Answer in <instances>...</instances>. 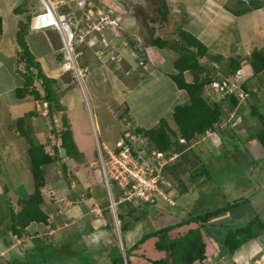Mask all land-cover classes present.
<instances>
[{
    "label": "rangeland",
    "instance_id": "rangeland-1",
    "mask_svg": "<svg viewBox=\"0 0 264 264\" xmlns=\"http://www.w3.org/2000/svg\"><path fill=\"white\" fill-rule=\"evenodd\" d=\"M28 1L29 0H0V10L2 11V15L8 20L7 31L9 30V26H11V19L15 17V7L20 8L16 10L18 17L20 16L22 19L25 18L30 7L33 6L32 3L29 4ZM32 1L35 2V0ZM119 1L121 4L122 2L128 4L127 7L123 4L126 14L130 15L128 16L130 19L134 17L132 20L135 21L134 24H136V26L139 27V30H141L140 32L144 35L143 37H148V28L154 27L156 32L155 35L163 36L169 42H173L179 39L177 32H175L178 29V25H184L181 27L188 31L190 29L189 25H186L184 21V19H189V0H184V2H187V6L184 7H178V5L174 4L175 2L173 0H154L155 2L152 0ZM162 1L164 2V5H166V11L168 10V19L166 20V23L159 21L160 17L159 12L157 11V7L160 4L163 5ZM196 1L200 3L203 0ZM204 1H206V3H214L224 0ZM227 2L229 4H233V2L237 3L236 0H227ZM109 4L113 3L109 1ZM204 4L201 3L200 7H196L195 9H202L201 11H203V8L206 7ZM117 5H120V3ZM138 7H141L142 9L140 10V16H137L136 18L135 9ZM127 11L134 12L130 14V12L128 13ZM143 16L148 23L147 25L142 23ZM222 20H224V18ZM263 20L264 10H261L257 13H252L251 19L247 22V24H252V32L254 35H258L256 37L261 44L264 43ZM200 25L201 24H198L197 26L200 27ZM235 25L236 23H233L232 26L230 25L223 30H220L219 34H217L216 41H207L206 43L209 51L213 53L220 52L227 58L231 51L229 46L231 37L230 31L232 28V31L234 32ZM121 26L120 23L116 29H119ZM214 26L217 27L218 25ZM10 31H12V29H10ZM77 31L78 33L82 32L84 34V31ZM190 32H192L191 29ZM135 33L136 34L134 35L129 34L128 37H135L138 42L136 41L137 43L134 45L129 43V45H127L128 50L126 51H106V49H104V51L94 52L88 48L86 42L92 36L94 41L97 38V40H99L100 35L94 32L84 37L85 40L81 45L83 48L86 47L87 50H85L83 55L79 57L78 61L80 65H86L87 62L99 67L100 70H98L97 66L94 68L98 70V72L100 71L98 78L103 79L104 83L102 86L103 89L99 88L98 90H95L99 94L98 99L94 97V92L90 90L92 85L87 81V79L96 72V70L91 71L92 67H90L88 73L82 78V84L77 78H71L73 80L71 82L72 86L69 91H67L70 87L69 82L64 83L63 76H59L60 70H58L59 73H54L52 71L48 73L46 67L40 65L41 68L43 67V72L47 76L56 74L55 77L59 81H57V84H54L53 87L54 91L58 94V101L61 104H63V97L65 95L67 96L69 92L72 95H75V92L77 91V94H79L78 97L81 101L77 100V102L81 105L83 113H78L74 118L72 115L73 113H67L70 117L68 115L66 116L68 121L70 120L71 126L73 125L75 129L74 133H76V139L78 141L77 143L74 138L76 145L86 154L83 162L77 163L73 161L71 157L65 155V150L60 146V140L58 139L59 136L57 135H59L58 133L63 129L61 117L64 114V111L58 109L56 107L57 105H54L51 108L43 106L42 101L37 102V100H34L31 95H28V99H25L22 103L18 102L12 104V106H16L15 108H17L18 105H24L25 109L23 110L25 111L27 109H35L37 111L38 114L36 116L27 118L31 131H33L36 126L42 129L41 131L32 134L34 141L36 143H42L45 150L50 154H52L53 145H55L54 150H57L59 153L60 160L55 161L46 167V184L41 188L44 197L43 208L49 213L48 224L50 223L51 228L57 230L52 232L51 235H43V238H41L40 241L35 242L32 239L27 238V235H24L21 238L13 237V247L11 248H7L1 240L0 256L3 258H0V264H4L7 261H15V258L25 260L24 256L25 251L28 250V243V247L31 248L44 241H51L52 243H56L57 246H62V244L64 245V240L66 238H70L69 242L73 247L83 250L78 259L74 257V259L71 258L74 260L71 264H108L110 262L109 254L111 251L112 255L114 254L117 245L119 246L120 252L125 250L123 239L126 246H131L144 232L176 224L188 218L189 213H201L205 210L222 207L225 204L235 203L237 205L233 209L210 218L206 224L202 225L206 227H204L205 229L203 230L205 231V234H207L206 249L208 252V257L203 264H215L214 261L217 258L219 263L228 262L226 253L227 247L223 244L222 239L223 233L228 229L230 230L234 228V230L237 231L240 226H248L247 220L249 219L254 222H257L258 220L264 222V151L258 142L255 147L247 144V139H249L255 131H259L261 126L255 117H250L248 115L249 107L247 104L244 109L245 112L247 111L245 117L233 119V115H222L220 122L216 124V127L214 128L216 129L214 130V133L198 135L189 142L190 149L187 154L188 160H183V165L188 169L189 158H193V154L199 155L206 164V168L210 174V178H207V181L205 182L206 184L208 183V189L206 188L204 191L203 185L199 186V183L196 181L191 182L188 178V173L181 170L178 172V176L188 187L191 188V191L190 193L178 197L176 201L177 206L168 207L163 204L160 206L161 208H153V206L149 208L143 207V210L145 211L126 216V222H130L131 224L130 228L124 235H121L119 229L120 223L115 220L111 210L109 211L110 215H112V225L110 227L105 226V220H100L102 218V211L100 210L99 202H104L107 199L109 203L112 201L109 193L110 190L106 185L105 173L102 168V159L104 161L106 160L105 162H109L114 158L108 167L112 168L111 174L118 175L120 172L118 168L119 164L118 161H114L118 156L114 155V150H116L117 147L116 141L124 138L123 133L125 127L128 123L129 125H132V127H153L158 124L160 117H164L168 124L175 129L176 125L172 119L173 106L176 103L181 104L186 101L184 92L182 90L178 92L173 80H171L168 75L169 73L174 72L172 62L178 57V53L168 47L166 50L159 51L151 46H147L146 48L148 49L146 50L144 38H142V36L137 37V35H139L137 31H135ZM215 33L216 32H212V34L210 33L209 35L213 36ZM110 37H114V35L111 34ZM16 38L19 39L18 34H16ZM38 44L41 45L42 43L40 44V42H38ZM77 50L78 49L75 48V51ZM30 52L33 60L38 62L40 60L38 58V51L32 50ZM0 56H3L6 59L9 58L8 54H2ZM140 61H144V64H140ZM199 61L201 63H206L207 61L209 63L214 62L213 60H208L206 58H199ZM39 62L40 64L42 63L41 60ZM224 62L226 63V59H223L221 63L217 64L215 72L209 71V73H216L218 69L222 70L223 64H225ZM103 64H107V67L110 66L109 68H111V70L108 71ZM3 71L4 72H0V90H3V95L1 94L0 99H4L8 102L15 98V89L13 85L16 83L15 86H21L24 78L22 73L18 72L15 74V71L11 70L10 66L3 69ZM261 72H258L257 75ZM59 77H61V80ZM155 77H157L156 80ZM190 78L191 77H189V79ZM262 79H264V77ZM150 80L154 85H150ZM38 83L39 81L36 82V84ZM256 86L258 87H253V89L256 91L257 96L264 97V87L257 84ZM85 88L86 91L84 90ZM65 91L67 92L64 93ZM207 91L208 89L205 88L203 96L210 104L217 103L221 98V96L218 98L212 95L210 96ZM63 94L65 95L62 96ZM223 105H226L227 107L229 106L226 101L223 102ZM259 107L260 111H262L263 108L261 106ZM23 114L24 113H20L18 116ZM10 122H12V120H10ZM51 129H54V132L51 131ZM220 129L227 131L218 134L217 130ZM11 130L12 136H7V130H4V132L2 131L0 134L1 139L7 140L14 138V140L20 141L21 138L16 137L14 128ZM8 132L10 131L8 130ZM87 134L88 138H82V136ZM255 140L256 139L253 138V141ZM99 146L101 147V150ZM104 146L106 149H104ZM109 153L110 157L113 155L112 158H108ZM23 155L24 151H19L18 157H22ZM0 156V177L3 179L2 181H4L3 175L6 174L4 176H11V180L13 179V182L15 183L18 177L16 176V171H20L22 177L28 176V178L23 179L26 181L25 185L19 184L20 186L15 192L20 196H26L32 187L28 155H25L26 159H23L25 161L19 160L17 161L18 163L7 161L8 157L5 156V153L3 152H0ZM165 159H170L167 162L171 163H175L178 160L174 159L173 154H168ZM251 161L255 164L257 163V166L254 167V169L252 168V170H249ZM19 163L22 164V166H20ZM62 163L66 165V172L62 171ZM239 164H243L245 167L243 166V168H241L238 166ZM116 167L118 168L117 171L115 170ZM4 171L6 173H3ZM161 173L164 179L165 177L167 179H165L164 184L168 185V188H170V186L173 187L168 195L172 192L177 194L175 189H178V185H180L177 178L173 177L171 174L165 175L162 170ZM220 176H228V178L225 179L222 177V180ZM220 180L221 185H219ZM10 183L9 186L12 189L14 184L11 181ZM247 183H250L251 187H253L254 184L256 191L252 188L253 194L232 192L233 186L244 188ZM111 184L112 196L116 198L118 190L115 187L114 182ZM11 191L12 190H10L7 195L10 196L9 198L12 204L17 208V196ZM73 192H76L75 195H77L74 200L70 198ZM238 197L239 200L242 197L241 201L235 200L238 199ZM157 201L158 200H156V202ZM157 203H159V201ZM134 204L137 205L138 203ZM174 204L173 201V205ZM138 214L141 215L139 218L138 216H134ZM87 223H90L91 226L94 227V232L89 235L84 232ZM200 223L202 222H199L198 224ZM208 224H214L216 226H210ZM257 226V223H254L250 227L254 229V227L257 228ZM77 228L80 235L79 237H73L72 235ZM187 229V224L177 226V228L170 231V234L175 236L177 233L186 232ZM240 233L243 235L242 232ZM237 238H240L239 232ZM255 243L254 239H251L248 242H243L241 250L245 247L248 251H254V249H256ZM85 245L90 247V249L82 248ZM141 250L142 249H136L130 252L131 257L135 261L141 258L144 259L143 257L140 258ZM154 253V255L152 253H150V255L155 257L158 254H161ZM66 257L69 258V256ZM219 257L223 260H219ZM59 264H66V260H61Z\"/></svg>",
    "mask_w": 264,
    "mask_h": 264
},
{
    "label": "trees",
    "instance_id": "trees-1",
    "mask_svg": "<svg viewBox=\"0 0 264 264\" xmlns=\"http://www.w3.org/2000/svg\"><path fill=\"white\" fill-rule=\"evenodd\" d=\"M152 1L155 2L154 0ZM236 1L239 8L232 10V13L235 15L245 14L263 6V2L260 0ZM112 7L117 9L116 5H112ZM165 7L166 5H164V2L163 5L160 4L157 7L160 17L159 21H162V23H166V20L168 19V10L166 11ZM141 9V7L135 9L136 18L137 16H140ZM142 23L145 25L148 24L144 16ZM181 26L183 25H178V29L175 31L177 32L179 39L173 42H169L167 39L155 35L154 27L148 28V37H143L144 35L140 32L141 30H139V27L137 26L139 30V35H137V37L142 36V38H144L145 49L147 46H151L161 51L168 47L178 53V57L172 62L174 72L168 74L176 87L179 90H182L186 96V101L181 104L176 103L172 109V119L175 122L176 128H172L164 117L159 118V122L156 126L134 127L136 133L140 137L147 138L149 148L157 150L165 156L168 154H176L174 159L178 160L175 163L167 162L162 167V171L165 175L171 174L173 177H176L180 183L178 189H175L177 194L172 192L168 195L175 204L168 203V201H165L162 198L157 199L159 203H157L158 201H155L154 203L143 201L135 205L133 202L126 200L118 202L117 217L120 221L121 235H124L130 228L131 223L126 222V216L145 211L143 210V207L149 208L153 206V208H158L163 204L168 207L175 206L180 195L190 193L191 188L188 187L178 176L179 171L182 170L183 172H187L188 178L191 182L196 181L199 183V186H204L203 189H208V183L206 184L205 182L207 181V178H210V174L206 168V164L199 155L193 154V158H189L188 169L183 165V160H188L187 154L190 149L189 142L194 137L204 134L207 129L216 127V124L220 122L222 116L221 102L226 101L230 108H234L237 106L238 100L240 99L236 92H229L227 96H221L217 103L214 104H210L207 99H205L203 96L205 85L213 79L220 80L223 77L234 74L241 66V58L227 57L226 63H222V70L218 69L219 71L217 70L216 73H209V71L215 72L216 66L214 63H209L208 61L206 63H201L199 58L211 59L218 64L222 62L224 57L218 53H210L207 46L196 35ZM26 31L27 25L26 23H22L18 32L19 39L17 38L18 44L21 48L18 59L19 63L22 62L24 64L25 70L21 71L24 79L22 85L15 88V97L17 99H23L26 95H31L34 100H37V102H45L49 108L57 105L56 107L63 111V108L65 109V107L58 101V94L54 91L53 87L59 80H57L56 77L47 76L41 70L39 63L33 60L32 54L24 40ZM133 43L134 41H132L131 44ZM76 48L78 49L79 47L76 46ZM263 48L264 47L253 49L249 57V66L255 74L264 70ZM140 64L143 65L144 61H140ZM189 77L191 78L189 79ZM60 78L61 77H59V79ZM62 78L64 79V77ZM71 78L73 77H69L70 86H72ZM37 81H39L38 84H36ZM239 87L246 94L243 99L247 98V103L251 109L250 114L253 117H256L261 123V129L254 134L264 150V113L260 111V99L255 90H250V85H248L246 81L239 83ZM69 89L70 87L67 91ZM37 114L38 113L35 109L29 110L15 120V129L18 132L19 137L26 140L28 144L27 154L30 163L32 187L26 196L17 199V208L7 196V185H4L3 187V192L0 194V197H3L0 198V238L4 240L3 242L5 244L9 243L13 237L21 238L24 235H30L27 231V227L31 223L48 224L49 213L43 208L44 197L41 188L46 184V167L55 161H59L60 157L58 151L54 150L55 145H53V152L50 154L45 150L42 143H36L34 141L31 134L32 131L29 128V125L26 124V119L36 116ZM61 120L63 129H61L60 133H58L59 135H57L59 136L58 139L60 140V146L65 150V155L81 162L83 160V153L76 145L66 114L62 115ZM128 126L129 127H126L124 130L132 128V125ZM51 131L54 132V129H51ZM117 150L118 149L116 148L115 151ZM149 151L150 149L148 152ZM61 168L63 172H66V165L64 163L61 164ZM165 179L163 177V180L159 181V185L169 194L173 187L170 186V188H168V185L164 184ZM115 187L118 190L116 197L118 198L122 190L119 189L117 185H115ZM75 194L76 192H73L70 196L72 200L77 196ZM241 199L239 200L238 198L235 200L241 201ZM109 204L110 203L106 201L105 206H99L102 211V218L100 220L106 221V227L112 225V215L109 213ZM236 205L237 204L235 203H230L215 209L205 210L201 213H189L188 218L176 224L144 232L131 246H126L123 239L126 256L123 257L122 252L119 251V246L117 245L114 254L112 255V251L109 254L110 262L108 264H203L208 257V252L206 249L207 234H205V231L203 230L206 227L202 225L206 224L210 218L225 211H229ZM134 216H138L139 218L141 215L138 214ZM199 222L202 223L198 224ZM254 223H257L258 226L253 229L250 226ZM184 224L188 225L186 232L177 233L175 236L170 234L172 229ZM247 224V227L240 226L237 231L233 228L230 230L228 229L223 233L222 239L223 244L227 247V258H230L243 242L256 238L264 232V222L261 220L254 222L249 219L247 220ZM208 225L216 226L214 224ZM93 228L94 227H92L90 223H87L84 232L89 235L94 232ZM238 232L240 234L239 239L237 238ZM240 232H242L243 235H241ZM77 235H80L79 232ZM69 240L70 238H66L64 240V245L62 244V246H57L56 243H52L51 241L41 242L39 245L25 251V260L15 258V261H7V264H59L63 259L66 260V264H71L74 261V258L78 259L83 250L73 247ZM82 248L90 249V247L86 245ZM136 249H142L140 258L143 257L144 259L141 258L135 261L131 257L130 252ZM154 252L161 254L153 257L150 253L154 255ZM66 256H69V258ZM219 260L223 259L219 257ZM221 263L218 261L217 264ZM231 264H233V262Z\"/></svg>",
    "mask_w": 264,
    "mask_h": 264
},
{
    "label": "crops",
    "instance_id": "crops-1",
    "mask_svg": "<svg viewBox=\"0 0 264 264\" xmlns=\"http://www.w3.org/2000/svg\"><path fill=\"white\" fill-rule=\"evenodd\" d=\"M103 1L107 4H109V1H110L113 3V4H109L110 6L116 5L118 7H121L120 10L123 9L121 11V13H122L121 25L122 26H121L120 30L117 32L116 36L110 37L109 46H107L105 49H106V51H126V50H128L127 45H129V43H132L133 40H135L133 45L138 42V40L135 39V37L134 38L128 37L129 34H132V35L136 34L135 31H137L139 33L138 27L136 26V24H134L135 21L132 20V19H134V17L131 19L128 17L130 15L126 14V10L124 9V6H123L124 3L123 2L121 4V2L119 0H103ZM173 1L175 2L174 4L178 5V7L187 6V2H184V0H173ZM260 1L263 2V6H261L260 8L252 10V11L247 12L245 14L235 15L234 13H232V10L239 8L238 3H236V2H233V4H229L227 2V0H224V1H217L214 3H206V1L203 0L200 3H198L196 0H189V19H184L186 25L188 24L189 28L192 30V33L194 35H196L207 46V48H208V45L206 43L207 41L208 42L216 41L217 34H219L220 30H223L225 27H228L230 25L232 26L233 23L234 24L236 23V25H235L236 27L234 28V32L232 31V28L230 31L231 37H230V45L229 46H230L231 51H230V55H228V57L230 56V57L241 58V62H240L241 66L239 69L240 74H241L240 80L243 82L246 81L248 83V85H250V88H251L250 90H254L253 87H258V86H256V84L264 87V79H262L264 77V73H263L264 70H262V72L259 73V75L253 74V70L250 68L249 63H248L251 51L255 48L259 49V48L264 47L263 46L264 43L261 44V42L257 40L256 36H258V35L253 34L252 24L251 23L247 24V22L251 19L252 13H257L261 10H264V0H260ZM28 2H29V4L32 3L33 6L30 7L29 12H27L24 19H22L20 16L18 17V15L16 13V10L20 9V8L15 7V9H14L15 13L12 11L14 13L15 17H13L11 19V21H10L11 26H9L8 31H7V28H8L7 21L8 20L2 15V11L0 10V23H1L0 24V55L8 54V57H9L8 59H6L3 56H0V72H4L3 69H5L9 66H10L11 70L15 71V74H17L18 72L21 73V71L25 70L24 64L22 62L19 63L18 58H19V51H21V48L18 44L16 34H18V32H19L20 25H22V23H26L27 31L25 33V39L24 40H25L30 51H32V50L38 51V53H39L38 58L42 62L40 64V62H39L40 60H39L38 61L39 65L46 67L48 73L50 71H52L54 73H59L58 70H60L59 76H63L64 77V79H63L64 83H68L70 81L69 77H72V76H70L69 75L70 73H68V72L67 73L62 72L60 69V53L59 52H60L61 45H62L61 35H60L58 30L53 29V28H47V29H42V30L30 29L29 28V18L33 13L41 10V5L38 2V0H35V2L32 0H29ZM118 3H120V5H117ZM201 3H203V4L205 3L204 5H206V7L203 8V11H201L202 9L201 10L195 9L196 7H200ZM124 5L127 7L128 4H124ZM127 12L132 13V11H127ZM223 18H224V20H222ZM198 24H201L200 27L197 26ZM214 25H218V26L216 27ZM10 29H12V31H10ZM190 29H189V31H190ZM212 32H216V33L213 36H210L209 34L210 33L212 34ZM161 37H163V36H161ZM136 40H137V42H136ZM117 41H119V42H117ZM38 42H40V44L41 43L42 44L39 45ZM37 44H38V46H37ZM81 44H83V42L78 44L77 47H79L78 50L81 51V55H83L84 51L87 50V48L86 47L83 48V46H81ZM100 46L104 48V46H102V45H100ZM120 46H121V48H120ZM166 48H164L163 50H166ZM208 51H209V49H208ZM209 52L213 53L211 51H209ZM218 54H221L224 57V59H227L222 53L218 52ZM9 59H10V63H9ZM83 63H84V61H83ZM88 65L91 67L90 63H88ZM103 65L106 67V69H108V71L111 70V68H109L110 66L107 67L108 66L107 64H103ZM214 65L217 66V63H214ZM95 66H97V65H92L91 71L96 70ZM43 67L41 68V66H40L42 71H43ZM98 70H100L99 67H98ZM98 70H96L95 74L91 75V77L87 79L88 83L92 85V88L90 90L92 92H94V97L97 99L99 97V94L95 90L96 89L98 90L99 88L103 89L102 86L104 83L103 79L98 78V74L100 72V71L98 72ZM221 74H222V72H221ZM55 75L56 74H54V75L52 74L49 76L55 77ZM253 77H256V78H253ZM156 78L157 77H155V80H156ZM159 80H160V78H159ZM71 81H73V80H71ZM15 85H16V83H15ZM15 85H13L14 89H15V87L19 86V85L18 86H15ZM150 85H154V83H152L151 80H150ZM174 85H175V83H174ZM70 88H71V86H70ZM153 89H154V86H153ZM84 90L86 91V88ZM179 91H181V90L178 89V92ZM66 92L67 91H65L64 93H66ZM2 93H3V90H0V96ZM64 95L65 94H63L62 96H64ZM78 95L79 94H77V91L75 92V95H72L69 92L67 94V96L65 95L63 97V101H62L63 102L62 105L65 106V108H66V113H68V114L73 113L72 114L73 118L76 117L78 113L79 114L83 113V109H82L81 105L79 104V102H77V100L81 101L80 98L78 97ZM258 98L260 99L259 105L263 108L262 111L264 113V97H259V95H258ZM25 99H28V95H26L25 98H23V99H17L15 97L8 102L5 101L4 99H0V134L2 131L4 132V130H7L6 131V134H8L7 136H12V134H11L12 130L11 129L14 128V131H15L14 133H16L15 134L16 137H19L18 132L15 129L16 128L15 127V120L18 117H20V116H18L20 113L25 114L29 109H27L25 111V110H23V109H25L24 105H21V106L18 105L17 108H15L16 106H12V104L18 103V102L22 103ZM221 103H222V115L223 116L228 115V114H229V116L233 115V119H239V118L245 117V114L247 113V111L246 112L244 111L246 104L249 107L248 115L250 117L252 116L250 114L251 109L247 103V98L239 99L237 106L234 108H229V106L228 107L226 105L224 106L223 102H221ZM68 116L70 117V115H68ZM10 120H12V122H10ZM27 120L28 119H26V124L29 125V123H28L29 121H27ZM13 121H14V123H13ZM260 126H261V123H260ZM71 127H73V125ZM8 130L10 132H8ZM41 130L42 129H40V128H38V126H36V128L33 129L31 134H34L35 132H39ZM72 130H73V134H74L73 137L77 141L76 133H74V130H75L74 127ZM226 131L227 130L220 129V130H217V133L220 134V133H223ZM84 137L88 138V134L85 136H82V138H84ZM20 138H21L20 141H16V140H14V138L2 140L0 137V152L5 153V156L8 157L7 161H9V162L13 161V162L18 163L17 161H19V160L21 161L23 159H26L25 155H28V154H26L27 149H28V144H27L26 140H24L22 137H20ZM253 138H255L256 140L253 141ZM21 140H23V141H21ZM257 142L260 144V142L256 138L255 134H253L251 137H249V139H247V144H249V146H252V147H255ZM77 143H78V141H77ZM260 146H261V144H260ZM261 148H262V146H261ZM78 149H79V147H78ZM21 150L24 151V155L22 157H18L19 151H21ZM79 150L81 151V148ZM262 150H263V148H262ZM9 154L11 157L9 156ZM85 156H86V154L83 153V159L85 158ZM0 158H1V156H0ZM28 160H29V158H28ZM23 161H25V160H23ZM73 161H75L77 163H81L84 160L79 162V161H76L73 159ZM254 164L255 163H253L252 161L250 162L249 170H252V168L254 169V167L257 166V163L255 165ZM19 165L22 166V164H20V163H19ZM238 166L243 168L244 165L239 164ZM29 167H30V163H29ZM3 173H6V172L4 171ZM16 173H17L16 176H18V177H17V181L15 183L13 182V179L11 180V176L7 177V176H4V175H6V174H4L3 175L4 181H2L3 179L0 177V194H2V192H3L4 185H7V188H8L7 194L10 192V190H12L13 193L17 196V199L20 197H23V196L18 195V193H15V192L17 191V189L20 185H22V184L25 185L26 181L23 179L28 178V176L22 177V175L20 174V171H16ZM0 175H1V171H0ZM220 177L222 178L223 176H220ZM223 178L227 179L228 176H224ZM223 178H222V180H223ZM10 181L14 184L12 189L9 186L11 184ZM263 181H264V178H263ZM31 182H32V178H31ZM219 185H221V180L219 181ZM263 187H264V184H263ZM252 188L254 191H256V188H254V184H253V187H251L250 183H247L246 187H244V188H242V187L237 188V187L233 186L232 192L243 193V194H246V193L253 194ZM203 190L205 191V189H203ZM232 194H235V193H232ZM89 195L91 196L90 193H89ZM7 196L10 197L9 195H7ZM107 200H105L104 202H99V205L105 206V202ZM56 230L57 229L51 228L50 223L48 225L31 223L27 227V231L30 234V235H27L28 236L27 238L32 239L34 242L40 241V239L43 238L42 237L43 235H45V234L51 235L52 232H55ZM78 232H79L78 228L75 229V232L72 236L73 237H79V235H77ZM253 239L256 242L255 243L256 249H254V251H248L245 247L243 248V250H241L242 249L241 248L242 245H241L230 258H227L228 262H222L221 264H231L232 262L233 263H236V262L250 263L254 259H258L262 254H264V232L262 234H260L258 237L253 238ZM1 240L2 239L0 238V242H1ZM2 241H4V240H2ZM248 241H250V240H248ZM248 241H245V242H248ZM39 244H36L35 246H37ZM84 244H86V243H84ZM5 246L7 248L13 247L12 240L9 243L5 244ZM28 246H29V243L27 245V249H30L31 247H28ZM0 258H3V257L0 256ZM217 259L214 261L215 264L218 263ZM4 264H7V262H5ZM212 264H214V263H212Z\"/></svg>",
    "mask_w": 264,
    "mask_h": 264
},
{
    "label": "built area",
    "instance_id": "built-area-1",
    "mask_svg": "<svg viewBox=\"0 0 264 264\" xmlns=\"http://www.w3.org/2000/svg\"><path fill=\"white\" fill-rule=\"evenodd\" d=\"M38 2L41 10L30 16L31 28L39 30L52 27L59 31L62 40L59 52L60 69L63 72L70 71L81 82L82 77L88 73L89 67L79 64L81 51H75L76 46L85 40L86 35L96 32L100 35L99 43L93 40V36L87 40V43L92 46V51H103L100 45L108 46L111 34L115 36L117 33L116 28L122 18L121 7L117 6L115 9L103 0H38ZM77 30L84 31V34L78 33ZM239 77L240 74L237 72L231 77L210 81L206 86L208 95L219 97L225 92H236L239 98L245 97L246 94L239 87ZM43 106L47 104L44 102ZM128 125L126 127H129ZM207 133L210 134L208 131ZM123 134L124 138L116 141L118 150H114V155L119 158L114 160L119 164L118 175L111 174L112 168L108 167L114 159L113 155L110 157L109 153L108 158H112L109 162L102 159L106 185L112 199L109 208L117 221H119L117 204L123 200L133 203L143 201L154 203L158 198H162L173 203L168 193L159 185V181L163 180L162 167L170 159L166 160L163 153L149 148L147 138L140 137L134 127L126 129ZM99 148L101 150L100 146ZM118 168L116 167L115 170L117 171ZM112 182L122 190L118 198L112 196ZM233 264H264V254L250 263Z\"/></svg>",
    "mask_w": 264,
    "mask_h": 264
},
{
    "label": "clouds",
    "instance_id": "clouds-1",
    "mask_svg": "<svg viewBox=\"0 0 264 264\" xmlns=\"http://www.w3.org/2000/svg\"><path fill=\"white\" fill-rule=\"evenodd\" d=\"M29 28H30V29H33V28H31V26H30V18H29ZM49 28H52V27H49ZM120 28H121V27H120ZM120 28L117 29L116 32H118V31L120 30ZM44 29H47V28H44ZM53 29H55V28H53ZM33 30H34V29H33ZM39 30H42V29H39ZM56 30H57V29H56ZM116 35H117V33H116ZM116 35H115V36H116ZM97 39H98V38H97ZM97 39H96L95 41H96V43L98 44V43H99V42H98L99 40H97ZM61 41H62V40H61ZM83 42H84V41H83ZM86 43H87V42H86ZM79 44H80V43H79ZM87 44H88V43H87ZM87 46H88V48H90V49H91V47H92L91 45H90V46L87 45ZM106 47H107V46H106ZM106 47L103 48V51H104V49H105ZM147 49H148V48H146V50H147ZM77 51H79V50H77ZM91 51H92V49H91ZM86 65H87V66L89 67V69H90V66H89L88 64H86ZM91 67H92V64H91ZM239 69H240V68H239ZM239 69H238L235 73L239 72V74H240V70H239ZM61 71H62V70H61ZM62 72H63V71H62ZM67 72L70 73V75H71L73 78H76V77H74V76L72 75V73H71L70 71H66V73H67ZM235 73H234V74H235ZM234 74H231V75L226 76V77H231V76H233ZM85 75H86V74H85ZM85 75H84V76H85ZM84 76H83V77H84ZM240 76H241V74H240ZM83 77H82V78H83ZM223 78H225V77H223ZM223 78H222V79H223ZM240 78H241V77H239V80H238L239 83L242 82V81L240 80ZM213 80H214V79H213ZM215 80H219V79H215ZM220 80H221V79H220ZM82 81H83V80H82ZM82 81H81V82L79 81V82L82 84ZM211 81H212V80H211ZM206 86H207V85H205L204 90H205ZM226 93H229V92H225L223 95L225 96ZM223 95H222V96H223ZM210 96H211V95H210ZM214 97H216V96H214ZM216 98H218V97H216ZM240 99H241V98H240ZM242 99H243V98H242ZM64 107H65V106H64ZM63 111H64V114L67 115V113H66V108H65ZM69 123H70V120H69ZM70 126H71V124H70ZM214 128H215V127H214ZM214 128L207 129V130L205 131V133H207V131L210 132V134H211V133H214V130H216V129H214ZM71 129H72V127H71ZM180 140H182V139H180ZM173 155H174V154H173ZM175 156H176V154H175ZM117 219H118V217H117ZM118 220H119V219H118ZM119 223H120V221H119ZM119 229H120V228H119Z\"/></svg>",
    "mask_w": 264,
    "mask_h": 264
},
{
    "label": "water",
    "instance_id": "water-1",
    "mask_svg": "<svg viewBox=\"0 0 264 264\" xmlns=\"http://www.w3.org/2000/svg\"><path fill=\"white\" fill-rule=\"evenodd\" d=\"M228 94H229V93H226V94H225V96H227ZM122 255H123V257H125V256H126V253H125V251H123V252H122Z\"/></svg>",
    "mask_w": 264,
    "mask_h": 264
}]
</instances>
